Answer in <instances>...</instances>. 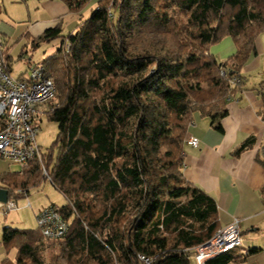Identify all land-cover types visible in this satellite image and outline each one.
Returning a JSON list of instances; mask_svg holds the SVG:
<instances>
[{
  "label": "trees",
  "instance_id": "obj_1",
  "mask_svg": "<svg viewBox=\"0 0 264 264\" xmlns=\"http://www.w3.org/2000/svg\"><path fill=\"white\" fill-rule=\"evenodd\" d=\"M60 1L75 13L91 0ZM263 31L264 0H97L75 32L62 35L58 24L30 38L31 48L61 40L40 63L55 83L46 115L58 124V153L43 154L47 176L33 159L0 181L20 198L50 179L66 199L58 210L69 227L48 239L38 228L3 226L2 243L17 249L0 264H140L139 254L154 257L152 264H189L188 249L219 225L214 199L182 175L185 136L195 112L221 130L215 118L241 91V67ZM139 35L166 39L130 49ZM225 36L237 51L217 61L209 49ZM233 76L240 82L232 85ZM252 252L227 251L205 264Z\"/></svg>",
  "mask_w": 264,
  "mask_h": 264
},
{
  "label": "crops",
  "instance_id": "obj_2",
  "mask_svg": "<svg viewBox=\"0 0 264 264\" xmlns=\"http://www.w3.org/2000/svg\"><path fill=\"white\" fill-rule=\"evenodd\" d=\"M79 13L70 12L60 0H0V42L9 61L13 55L23 56L29 39L48 28L61 24L62 31L66 26L68 33L75 32L85 18H80ZM236 51L231 36L209 49L217 61L227 60ZM240 75L241 91L226 98V113L215 118L214 124L219 123L221 130L215 128L210 117L193 114L185 137H196L198 146L184 143L181 172L187 181L214 199L219 227L233 217L240 219L243 248L229 252L233 256L250 249L254 252L242 261L233 259L227 264H264V31L256 37L255 50L242 65ZM247 138H252L251 145L234 155L235 148ZM4 164L0 160V175L10 173ZM0 186H4L1 181ZM29 203L24 206L31 208ZM43 206H37L35 217ZM205 261L198 263L193 255L189 256V264Z\"/></svg>",
  "mask_w": 264,
  "mask_h": 264
},
{
  "label": "built area",
  "instance_id": "obj_3",
  "mask_svg": "<svg viewBox=\"0 0 264 264\" xmlns=\"http://www.w3.org/2000/svg\"><path fill=\"white\" fill-rule=\"evenodd\" d=\"M227 72L226 66L220 67L222 75ZM239 82L236 76L231 78L232 85ZM54 97V79L45 74L41 64L32 65L16 76L7 71V54L5 46L0 42V158L20 166L19 174L23 173L31 160L36 159L43 174L48 175L42 162L43 153L36 141L35 123L44 110L47 112L54 108ZM184 141L194 147L198 146L196 137L185 138ZM27 193L24 191V196ZM26 205L30 206L29 201ZM17 208L14 197L8 196L5 202L0 201L3 213ZM36 222L40 233L48 239L64 237L69 227L54 204L43 206L36 214ZM243 240L240 219L233 217L228 224L218 227L208 240L189 248V256L193 255L198 263H202L232 249L241 250ZM138 258L140 264H152L154 260V257L145 254H139Z\"/></svg>",
  "mask_w": 264,
  "mask_h": 264
},
{
  "label": "rangeland",
  "instance_id": "obj_4",
  "mask_svg": "<svg viewBox=\"0 0 264 264\" xmlns=\"http://www.w3.org/2000/svg\"><path fill=\"white\" fill-rule=\"evenodd\" d=\"M94 1L95 0H91L80 11L81 13H75H79V15H81L80 18H82V16L86 18L89 15L90 10L96 6V3ZM68 32L69 29L65 26L62 31V34L66 35ZM165 39L166 37L164 35H139L130 41L129 48L132 50L139 51L143 49L146 43H148L149 41L156 40L157 43L160 40L163 41ZM60 41V38H55L50 42L41 43L39 46L33 48H31V46L28 44L27 48L23 49V56H12V59L10 61V74L16 76L24 70L29 69L32 65L40 64L46 57H48L56 50V48L60 45ZM66 46L67 44H65V47ZM13 52L15 54V51ZM202 86L205 87L206 84L202 83ZM35 126L37 127L36 141L40 146L42 153L47 155V153L50 151L53 157H56L58 149L53 144L58 134V124L54 121H51L46 115V111L44 110V113L38 116ZM194 126L195 125H192V128ZM0 160L5 162L4 167L10 173L18 172L21 168L16 164L10 163L7 159L0 158ZM28 193V197L26 195L20 198H15L19 206L17 209L10 210L7 213H3L0 210V261L4 259V256H7V258L13 261L14 254L16 252V245L14 243L9 246H6L2 243V226L36 229L37 222L34 212L37 206L54 204L56 207L59 208L66 203L65 197L54 187V185L50 182L49 179L43 180L38 186L30 187ZM189 195L190 192L186 193V195H183L182 198ZM27 200L31 202V208L24 206ZM5 249L8 251L7 255Z\"/></svg>",
  "mask_w": 264,
  "mask_h": 264
},
{
  "label": "water",
  "instance_id": "obj_5",
  "mask_svg": "<svg viewBox=\"0 0 264 264\" xmlns=\"http://www.w3.org/2000/svg\"><path fill=\"white\" fill-rule=\"evenodd\" d=\"M8 196L7 188L0 186V201L5 202L8 199Z\"/></svg>",
  "mask_w": 264,
  "mask_h": 264
}]
</instances>
